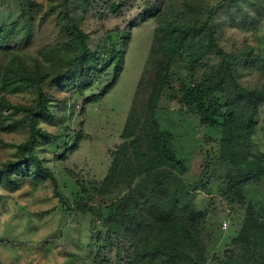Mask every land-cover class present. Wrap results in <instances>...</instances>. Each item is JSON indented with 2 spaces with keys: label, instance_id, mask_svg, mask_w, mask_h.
<instances>
[{
  "label": "rangeland",
  "instance_id": "obj_1",
  "mask_svg": "<svg viewBox=\"0 0 264 264\" xmlns=\"http://www.w3.org/2000/svg\"><path fill=\"white\" fill-rule=\"evenodd\" d=\"M211 9L215 42L233 56L237 83L264 93V0H0V169L21 162L17 147L33 123L28 111L37 129L57 139H39L34 151L55 186L23 172L12 174L11 187L0 185V264H128L166 237L156 216L166 211L189 232L176 238L173 264H264V176L245 185L242 197L230 192L238 171L220 159L223 121L206 127L193 106L173 99L182 83L214 76L217 56L193 64L181 50L164 68L159 29L203 25ZM74 27L86 35L84 47ZM84 48L95 57L87 78L74 59ZM117 53L118 67L111 62ZM8 70L51 76L41 88L43 111L33 86L4 88ZM226 99L217 91L207 97L222 113ZM151 110L186 169L156 174L171 186L166 201L150 194L154 174H143L129 147L134 138H125L126 131L142 134ZM255 119L251 158L264 153V106ZM119 152L131 164L125 183L114 169ZM124 217L134 221L117 235L112 228Z\"/></svg>",
  "mask_w": 264,
  "mask_h": 264
},
{
  "label": "trees",
  "instance_id": "obj_2",
  "mask_svg": "<svg viewBox=\"0 0 264 264\" xmlns=\"http://www.w3.org/2000/svg\"><path fill=\"white\" fill-rule=\"evenodd\" d=\"M215 14V9H211L206 22L202 25L195 23L192 26H185L175 29H159L162 32L160 38L161 48L165 58V70L167 71L175 58L177 52L188 50L190 61L193 64H198L208 55L217 56L220 65L215 68L214 76L204 82L186 85L182 83L178 87V94L173 97L174 100L181 104L193 106L196 114L202 125L211 129L219 125V120L223 121L222 138L220 141V159L223 162H228L232 168L237 169L238 173L229 180V191L236 196L242 197V188L250 182L264 176V153L251 158V138L253 130L257 126L256 116L259 108L264 106V93L261 91L249 92L242 88L235 78V64L232 63L230 56L215 42V32L212 25V19ZM73 32L81 38V46H85L87 40L86 35L76 27ZM235 57V56H234ZM81 66V76L87 78L91 68L89 64L95 61V57L84 48L83 52L74 58ZM113 59V61H111ZM121 53H117L116 57H111L112 64L116 63L118 67L121 63ZM109 61V63H110ZM109 64L105 63L103 68H109ZM51 78L50 75L37 76L31 72H16L9 71L2 76L4 88L7 85L15 83H25L33 86L39 96L38 110L43 111L47 100L42 93L43 83ZM91 82L84 85V89L89 88ZM218 92L226 97L227 112L222 113L219 101L210 102L207 100L210 92ZM158 96L152 100L153 110L156 108ZM4 103L0 101V130H2V109ZM151 110L148 114L147 122L144 131L140 136H137L133 131L125 133V138H134L129 147L136 160L143 162L145 168L143 174L153 176L154 183L151 189V195L154 197L162 196L166 201L171 195L168 179L161 181L159 175L156 174L160 170H167L170 173L181 175L185 172L184 163L179 160L168 146L169 136L163 133L155 118L154 111ZM32 118V128L28 140L20 144L17 150L21 156L20 163H7L0 169V185L4 184L11 187L14 184L12 174L23 172L26 175H33L37 180L50 179L54 186L55 180L51 173L44 169L34 155L35 147L39 139L49 142L51 139L57 140L47 132L37 129V120L34 118L33 110L28 111ZM81 136V134H78ZM253 159L254 163L249 160ZM120 161V163H119ZM251 164V165H250ZM250 165V166H249ZM243 166L248 167V171H243ZM114 169L117 172H122L124 178L122 182H127L130 176L131 164L125 158L122 152H119L114 161ZM168 178V176H167ZM157 179V180H156ZM150 194H145V199H148ZM168 210V209H167ZM166 211L165 213H156L150 211L157 216L158 233L166 234L160 243L156 246H144L137 250L128 264H156L159 257L166 258L165 264L175 263L177 248L173 245L176 238L181 232L189 236V232L183 229V221L173 220L172 215ZM196 217V216H195ZM197 217H201L197 214ZM115 225L112 230L117 235L120 233L118 228L125 226L134 221V219L126 218Z\"/></svg>",
  "mask_w": 264,
  "mask_h": 264
}]
</instances>
